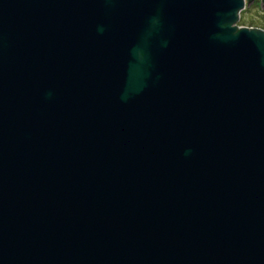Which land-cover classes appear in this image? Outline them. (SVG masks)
Masks as SVG:
<instances>
[{"label": "water", "instance_id": "95a60500", "mask_svg": "<svg viewBox=\"0 0 264 264\" xmlns=\"http://www.w3.org/2000/svg\"><path fill=\"white\" fill-rule=\"evenodd\" d=\"M246 3L0 0V264H264Z\"/></svg>", "mask_w": 264, "mask_h": 264}, {"label": "rangeland", "instance_id": "374dc122", "mask_svg": "<svg viewBox=\"0 0 264 264\" xmlns=\"http://www.w3.org/2000/svg\"><path fill=\"white\" fill-rule=\"evenodd\" d=\"M240 21H243V23H245L246 25H254L261 29H264V7L262 3L252 2L250 5L246 4L245 9L240 13V20L238 25L240 24Z\"/></svg>", "mask_w": 264, "mask_h": 264}, {"label": "flooded vegetation", "instance_id": "af4514ba", "mask_svg": "<svg viewBox=\"0 0 264 264\" xmlns=\"http://www.w3.org/2000/svg\"><path fill=\"white\" fill-rule=\"evenodd\" d=\"M261 2V0H252V2H255V3H260ZM247 4V3H246ZM253 28H259V27H257V26H254ZM259 29H261V28H259ZM262 30H264V29H262Z\"/></svg>", "mask_w": 264, "mask_h": 264}, {"label": "trees", "instance_id": "16d2710c", "mask_svg": "<svg viewBox=\"0 0 264 264\" xmlns=\"http://www.w3.org/2000/svg\"><path fill=\"white\" fill-rule=\"evenodd\" d=\"M241 26H254V25H246L245 23H243V21H240V24Z\"/></svg>", "mask_w": 264, "mask_h": 264}]
</instances>
